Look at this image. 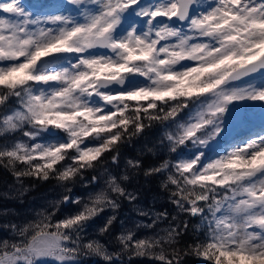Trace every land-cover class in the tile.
I'll return each mask as SVG.
<instances>
[{
	"label": "snow or ice",
	"instance_id": "6c2138e0",
	"mask_svg": "<svg viewBox=\"0 0 264 264\" xmlns=\"http://www.w3.org/2000/svg\"><path fill=\"white\" fill-rule=\"evenodd\" d=\"M256 102H264V0H0V166L65 189L52 211L0 223L9 233L0 264H264V103L257 123ZM151 129L141 154L163 158L145 167L139 154L128 157L120 175L106 167ZM97 168L104 185L73 196L69 185ZM141 170L177 210L168 226L143 237L121 231L115 250L88 238L92 219L137 199L125 182ZM61 204L76 210L57 218ZM137 215L152 218L148 228L169 217Z\"/></svg>",
	"mask_w": 264,
	"mask_h": 264
},
{
	"label": "trees",
	"instance_id": "16d2710c",
	"mask_svg": "<svg viewBox=\"0 0 264 264\" xmlns=\"http://www.w3.org/2000/svg\"><path fill=\"white\" fill-rule=\"evenodd\" d=\"M155 137L156 131L154 129L147 130L140 137H134L130 143H126L121 146L119 164L115 165L109 161L106 167L114 174L120 175L125 169L126 158L136 157L138 154L140 155L145 167L157 163L159 159L163 158L162 153L157 156H153L151 154H141L143 152V145L145 143L151 145ZM93 175L99 176V181L97 183H88L87 186H85L87 181H91V177ZM105 179L106 177L103 175L102 168H97L95 173L88 171L85 173L84 179H77L75 183L69 185L72 189L71 194L73 196L86 198L90 193L102 187ZM125 186L129 191L136 194L137 199L133 203H129L127 200H121L120 207L116 210V214L110 215L109 213H105L104 215H98V217H95L88 223L86 229V232H93V234L90 235L92 239L99 240L110 250L118 248L116 235L121 231L131 229L137 236L143 237L157 233V228L161 225V222H158L151 228H148L145 226V223L152 221V218H144L143 216H138L142 217L140 221L143 224L136 223L135 220H132L130 217H128L127 220H120V211H125L128 207L134 208L139 205L141 207L145 206L152 208L156 212L167 210L169 217L167 220L163 221L165 224L168 223L172 218L171 216L176 215L177 212L175 206L168 201L167 192L160 189L158 178L145 177L143 175V171L141 170L139 174H130V179L125 182ZM64 191L65 189L63 187L57 186V182L54 179L45 181L35 177L25 176L20 180H17L10 170L0 166V209L9 210L8 215L0 216V223H3V219L10 218L13 223L23 224L29 220L35 219L37 213L42 210L52 211L54 202L60 199ZM29 207H31L30 211H24L25 209H29ZM75 210L76 206L73 204H61L59 211L56 214L57 218ZM14 213L18 214L14 216ZM19 214L22 215V220L18 221ZM113 215L116 216V219L113 222L111 229L108 232L101 234L99 229L103 227L107 218ZM181 219L183 218L181 217ZM190 222L194 225L198 223V220L191 219ZM91 229H94L95 231H91ZM191 236L192 231L190 230L180 238V242L176 246L183 248L185 243L190 241ZM127 259L128 258L125 257L126 261ZM186 260L187 264H197V261L194 258H186ZM94 261L95 264H102L98 258L88 259L87 264H94ZM146 261L147 262L141 260V258H134L132 259L131 264H152L149 259Z\"/></svg>",
	"mask_w": 264,
	"mask_h": 264
},
{
	"label": "rangeland",
	"instance_id": "374dc122",
	"mask_svg": "<svg viewBox=\"0 0 264 264\" xmlns=\"http://www.w3.org/2000/svg\"><path fill=\"white\" fill-rule=\"evenodd\" d=\"M27 2L28 3H32V4H35V3H39V2H41V0H27ZM260 103H264V102H260ZM259 103V104H260ZM259 104L258 103H256V107L255 108H252V109H250L249 110V116L251 117V119L252 120H254V116H255V114L257 113V112H259L261 109H260V107H259ZM261 118H262V116H261ZM261 118H259V119H255L254 121L255 122H257V123H259V121L261 120ZM42 203V202H41ZM39 208H40V206H39ZM137 208H143V209H145V210H153V211H155L154 209H152V208H148V207H145V206H143V207H141L140 205L139 206H136V207H128L125 211H120V220H127V218L128 217H130L132 220H135V222L136 223H140V224H143V223H141V221H140V219L142 218V217H138V216H140V215H137ZM30 209H31V207H29V209H25L24 211H27V210H29L30 211ZM156 212V211H155ZM105 213H109L110 215H112V214H116V211L115 212H113V210L112 209H105L103 212H101L99 215H104ZM18 213H14V216H16ZM174 216V215H173ZM96 217H98V216H96ZM144 217V216H143ZM172 217V216H171ZM144 218H146V217H144ZM147 218H149V217H147ZM172 219V218H171ZM19 220H22V215L21 214H19V217H18V221ZM12 220H10V218H5V219H3V221L2 222H11ZM17 221V222H18ZM21 222V221H20ZM148 224H152V221H149L148 223L146 222L145 223V225H148ZM168 226V223H164V222H161V225L157 228V233H159L160 232V230L161 229H163V228H165V227H167ZM93 228V227H92ZM1 229V228H0ZM91 231H95L94 229H91ZM86 234H87V237L89 238L90 237V235L91 234H93V232H90V231H88V232H86ZM162 234V233H161ZM9 235V233L7 232V231H4L3 229H1V232H0V236L1 237H4V236H8ZM94 236V235H93ZM92 236V237H93ZM91 238V237H90ZM141 260H143V261H145V262H147L146 260L147 259H143V258H141ZM150 264V263H149Z\"/></svg>",
	"mask_w": 264,
	"mask_h": 264
},
{
	"label": "water",
	"instance_id": "95a60500",
	"mask_svg": "<svg viewBox=\"0 0 264 264\" xmlns=\"http://www.w3.org/2000/svg\"><path fill=\"white\" fill-rule=\"evenodd\" d=\"M261 115H262V113L260 112V113H258L257 115H256V119H258L259 117H261Z\"/></svg>",
	"mask_w": 264,
	"mask_h": 264
}]
</instances>
